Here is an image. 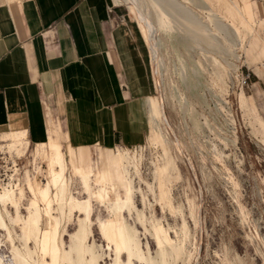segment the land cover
Masks as SVG:
<instances>
[{
  "label": "rangeland",
  "instance_id": "obj_1",
  "mask_svg": "<svg viewBox=\"0 0 264 264\" xmlns=\"http://www.w3.org/2000/svg\"><path fill=\"white\" fill-rule=\"evenodd\" d=\"M116 2L128 8L131 20L140 27L138 15L130 13L131 5L123 0ZM172 2L138 0L154 25L150 33L153 41H148L141 32L147 42L142 37L152 96L146 101L147 115H144L145 134H149L147 142L139 148L110 152L102 171L95 170L81 151L74 153L75 149L72 154L63 152L64 166L56 164L54 170L67 181L70 193L77 200L90 202L89 243L104 247V251L108 249V242L103 238L101 223L109 221L111 204L118 199L125 200L127 194L122 186L125 176L133 183L134 207L128 208L130 213L125 208L123 215L127 225L137 229L143 253L147 251L157 258L159 246L154 229L160 227L184 251L175 264H264V90L250 83L243 88L242 76L248 73L247 68L252 74H264L261 53L264 43H259L258 58L247 55L251 53L249 46L253 47L251 41L259 35L258 27L264 28V20H256L253 0ZM255 2L258 18L264 19V0ZM193 19L196 23L201 21L199 26ZM215 33L216 38L212 37ZM243 92L254 99H246L250 113L241 107ZM160 109L164 116L160 115ZM27 138L24 129L0 133L1 151L25 157L24 178L16 183L25 190L29 179L38 173L42 184H47L46 153L54 147L62 151L61 146L52 143L39 146L33 153L39 161L33 167V148H29L28 140H23ZM14 143L25 150L23 155L19 156L10 147ZM85 176L90 178V191L86 188ZM10 183L13 182L1 186L0 193ZM162 183L173 209L161 203ZM26 195L21 202L23 217L28 216L30 203L29 192ZM0 207L3 211L1 203ZM6 209L5 221L17 236L14 245L21 248L18 239L21 230L11 225L16 210L11 205ZM58 212L53 211L52 215L60 218ZM77 213L66 228L67 245L79 229L78 219L85 218L84 214ZM184 223L186 235L182 231ZM6 233L0 227V255L5 264H14L13 244ZM48 261L51 262L50 257ZM111 262L106 256L102 264Z\"/></svg>",
  "mask_w": 264,
  "mask_h": 264
},
{
  "label": "crops",
  "instance_id": "obj_2",
  "mask_svg": "<svg viewBox=\"0 0 264 264\" xmlns=\"http://www.w3.org/2000/svg\"><path fill=\"white\" fill-rule=\"evenodd\" d=\"M257 30L251 59L264 43ZM142 37L115 0H0V133L24 129L33 167L49 143L101 171L110 152L144 146L152 96ZM247 72L264 90V74Z\"/></svg>",
  "mask_w": 264,
  "mask_h": 264
},
{
  "label": "bare ground",
  "instance_id": "obj_3",
  "mask_svg": "<svg viewBox=\"0 0 264 264\" xmlns=\"http://www.w3.org/2000/svg\"><path fill=\"white\" fill-rule=\"evenodd\" d=\"M123 1L131 5L129 7V10L132 15H138V21H139V26H140L139 28L142 30L141 32L145 34V36L148 38V41H150V39L153 41L152 37H150L151 36L150 33L152 30H154V25L150 21L148 16L142 10V7L139 5L138 0H123ZM172 1H175V0H170V2ZM202 10L205 11V9H202ZM241 13L242 12H240V14ZM192 15H195V14L192 13ZM160 17L162 18V14ZM193 23L199 26V23H196L195 20L193 21ZM202 23H201V26H202ZM195 25H193V27ZM195 29L197 30V28ZM201 30L204 31L205 29L203 30L201 28ZM204 32H208V31L206 30ZM220 32L221 31H218V33ZM205 34L208 36V33H205ZM212 37L216 38L217 34L216 33L215 35L213 34ZM207 40L211 41L212 39L209 40V37H208ZM246 99H247V96L243 92L241 95V99H240L241 107L243 110L244 108L246 109V106H247ZM246 111H249V110L246 109ZM159 113L161 116H164V112L162 109H160ZM257 123L263 125L262 121L261 122L257 121ZM261 127L263 126H260V128ZM262 129H264V127ZM23 140H28V138L23 139ZM14 144L11 145L10 147L16 149L17 154L19 156L23 155L25 153V150L24 149L20 150V148L16 147V144L15 145ZM68 149H69L68 152L72 154V151H73L72 146H69ZM64 155L65 154L61 150H59L57 147L51 148L47 151L45 160L47 162L48 182L46 185L42 184L40 177H39V173H38V175L29 179L28 187L26 190L23 189L22 187L21 188L17 187L18 185H21V184L10 183L8 187L4 188L3 190L4 192H1L2 195H0V203L4 207L3 211H5V213L8 214V211L6 209L7 205H11L13 208H15L16 217L11 218V222H12L11 225L13 224L12 225L13 228L14 226H18L21 230V235L18 237V239L20 240L19 242L21 243V248H19V247H15L16 245H14L15 244L14 242L16 241L15 238L17 236L15 237L14 231H11V229L7 225L5 221L4 213L2 211V207H0V227L1 229L4 228L7 231L8 234L7 233L6 234L8 235V238L13 244V251L11 253V256H12V260L14 264H102V262L105 261L106 256L111 258V261L113 262V263L111 262L112 264H136V262H139V264L140 262L145 263V264H175L176 258L178 256L180 257L184 251H182L181 246L174 244L173 241L170 240L171 238L168 237L166 230L164 228L159 227L160 224L158 225L159 228H157L156 230L154 229V232L156 233V238H157L156 240L159 246L158 248L159 252L157 254L156 259L154 258L156 256H151V253H148L147 251L146 252L148 256L145 255L146 253L145 251H144L145 253H143V250L141 247L142 245L140 243V239L138 236L139 233L135 231L137 229L135 230L131 229V226L129 227L127 225L128 223H126L127 221H125L126 218H124L123 210L125 208L128 209L131 206H133L134 191L132 188L133 183L131 184L129 181H127L128 178L126 177L127 178L126 179L125 176L122 180L124 183L122 184V186H124V189L127 194L125 200L118 199V202L116 201L117 203L113 205L111 204L112 208H110L109 221L104 222V224L101 223L102 226L100 225L102 227L101 229L103 233L102 235H104L103 238H105L108 242V249L106 250L109 251L108 252L109 254L107 253L108 255H106L105 253L106 250L105 251L103 250L104 247H98L95 243L91 245L89 243L90 236H92L91 235L92 230L90 229L91 222L89 220L90 202L77 200L70 193L69 188L67 187V183H66L67 181H65L63 178H60L57 172L54 170V167L56 164L60 166H64ZM58 165H56V167ZM126 169L127 168L125 167V170ZM109 172L111 171L109 170ZM98 174L100 177H102L101 172H98ZM117 178L119 179V177ZM88 179L90 178H88L87 176L84 177L86 188L87 190L90 191ZM120 180L121 179H119V181ZM160 186H161L160 191L162 192L161 198H160L161 203L162 204L165 203L171 209H173V206L171 205V201L169 199V195L167 193L168 191H165V188H164L165 185L163 186V183H162L160 184ZM27 192H29L30 194V203L27 209L28 216L23 217L21 214V208H22L21 202L27 196L26 195ZM91 193H92V190H91ZM102 196H101V199L104 197ZM134 210L135 209H133V211ZM53 211H59L60 218L53 216L52 215ZM75 211H78V213L80 214H84L85 218L80 219V220L78 219L79 229L78 231H76L77 233H75L74 235L72 234V236L70 235L71 236L70 243L69 245H67L64 241L65 233H67L66 228H67V225L71 222ZM128 212L130 213L129 209H128ZM137 220L139 221L140 219L137 218ZM145 226L146 224L144 225V227ZM133 227L134 226H132V228ZM186 227L187 226L184 223L182 231L185 235L187 232ZM161 235L164 236L163 237L164 239L161 238ZM183 240L180 242H183ZM110 253H113V255H111ZM48 257H50L51 262L48 261ZM5 263L6 262L3 260V258L0 255V264H5Z\"/></svg>",
  "mask_w": 264,
  "mask_h": 264
},
{
  "label": "built area",
  "instance_id": "obj_4",
  "mask_svg": "<svg viewBox=\"0 0 264 264\" xmlns=\"http://www.w3.org/2000/svg\"><path fill=\"white\" fill-rule=\"evenodd\" d=\"M264 68V64H263ZM243 88L247 87L251 80V74H242ZM25 157L12 156L7 151L0 150V188L9 182L20 183L26 172V165L23 162Z\"/></svg>",
  "mask_w": 264,
  "mask_h": 264
}]
</instances>
